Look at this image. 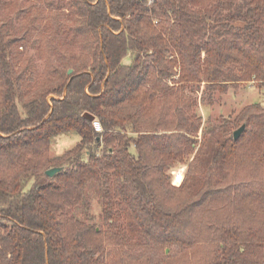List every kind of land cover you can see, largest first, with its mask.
Instances as JSON below:
<instances>
[{
	"label": "trees",
	"instance_id": "trees-1",
	"mask_svg": "<svg viewBox=\"0 0 264 264\" xmlns=\"http://www.w3.org/2000/svg\"><path fill=\"white\" fill-rule=\"evenodd\" d=\"M68 5L90 59L44 75L28 76L20 36L0 22V264H264V104L199 140L188 92L264 86V0ZM66 131L79 140L49 158L50 138ZM175 162L187 164L179 185L167 173ZM52 166L63 168L49 176ZM90 181L105 229L67 213ZM145 240L147 251L122 250Z\"/></svg>",
	"mask_w": 264,
	"mask_h": 264
},
{
	"label": "rangeland",
	"instance_id": "rangeland-1",
	"mask_svg": "<svg viewBox=\"0 0 264 264\" xmlns=\"http://www.w3.org/2000/svg\"><path fill=\"white\" fill-rule=\"evenodd\" d=\"M239 1L243 2V0ZM51 14L54 15L53 21L51 19L49 22L47 16ZM38 15L40 17H37ZM74 18L70 12L68 0H0V22L4 21V28L20 36L14 49L21 59L20 64L28 65V76L30 73L35 76L44 75L59 64L62 59L77 60L86 59V57L90 59V55L86 56L87 53L83 48L80 34H76L70 27L75 23ZM52 24L55 25V30ZM129 60V55L123 58L124 62H129ZM32 69L33 72H31ZM188 92L197 97L195 112L201 117V124L197 131L199 140L204 133L209 134L213 128H217L220 124L234 126L233 123H230L245 105L253 102L264 104V86L260 87L253 81L230 84L224 92L205 91L203 84L200 87L193 84L189 87ZM236 128L237 126L233 127V129ZM78 140L79 135L74 131L58 133L50 138L46 155L49 158L59 156L67 149L72 148ZM186 169V162H175L167 171L170 175V183L179 185ZM212 174L214 177L221 176L223 170L220 173L214 167ZM97 188V183L90 181L85 187L84 201L68 207L67 213L76 216L85 223L96 225L98 229L99 227L105 229L101 197ZM128 221H130V217L127 214L119 219V223L124 226ZM125 230L132 241L135 235L130 234L126 227ZM206 244L207 242L204 244L202 242L199 246L202 247ZM150 245L151 243L147 240L144 245L131 247L121 244V247L123 251L136 255L143 252V249L147 251ZM152 246L151 250L155 251L157 248ZM178 249L179 245L173 243L166 247L165 252L171 253ZM196 249L200 250V248Z\"/></svg>",
	"mask_w": 264,
	"mask_h": 264
},
{
	"label": "water",
	"instance_id": "water-1",
	"mask_svg": "<svg viewBox=\"0 0 264 264\" xmlns=\"http://www.w3.org/2000/svg\"><path fill=\"white\" fill-rule=\"evenodd\" d=\"M72 72V68L68 69V73ZM90 118H93L92 115H88ZM245 127V124L242 123L240 126H238L236 129L233 130V137L237 138L240 133L243 131ZM63 168V166H52L45 170V173L49 176H52L54 173L60 171Z\"/></svg>",
	"mask_w": 264,
	"mask_h": 264
},
{
	"label": "built area",
	"instance_id": "built-area-1",
	"mask_svg": "<svg viewBox=\"0 0 264 264\" xmlns=\"http://www.w3.org/2000/svg\"><path fill=\"white\" fill-rule=\"evenodd\" d=\"M93 122H94V126H95L96 130L100 131L101 130V125H100L99 121L98 120H94Z\"/></svg>",
	"mask_w": 264,
	"mask_h": 264
}]
</instances>
